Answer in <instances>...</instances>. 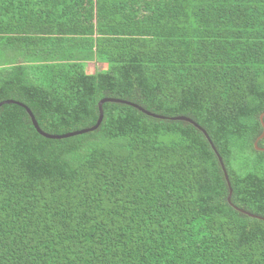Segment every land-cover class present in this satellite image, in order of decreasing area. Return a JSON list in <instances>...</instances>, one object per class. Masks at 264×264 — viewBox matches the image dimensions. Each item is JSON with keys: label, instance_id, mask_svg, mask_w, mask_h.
I'll list each match as a JSON object with an SVG mask.
<instances>
[{"label": "trees", "instance_id": "1", "mask_svg": "<svg viewBox=\"0 0 264 264\" xmlns=\"http://www.w3.org/2000/svg\"><path fill=\"white\" fill-rule=\"evenodd\" d=\"M105 99L211 142L2 106L0 264H264V0H0V104L63 136Z\"/></svg>", "mask_w": 264, "mask_h": 264}, {"label": "water", "instance_id": "2", "mask_svg": "<svg viewBox=\"0 0 264 264\" xmlns=\"http://www.w3.org/2000/svg\"><path fill=\"white\" fill-rule=\"evenodd\" d=\"M106 103H120V104H127V105H130L134 108H136L137 110H139L140 112H142L143 114H146L152 118H156V119H161V120H172V121H182V122H187V123H190L192 125H194L196 128H198L200 131H202L207 139L211 142V139L210 137L208 136V134L206 133V131L204 129H202L197 123H195L194 121H192L191 119L189 118H186V117H177V118H167V117H162V116H158V115H155V114H152L146 110H144L143 108L139 107V106H136L134 104H131V103H128V102H124V101H120V100H114V99H105L103 100L102 102H100L99 104V111H100V117H99V120H98V123L95 127L93 128H90V129H85V130H82V131H78V132H75V133H70V134H67V135H63V136H52V135H49V134H46L45 132H43L41 130V128L39 127L38 125V122L36 121V118L34 117L33 113L31 110H29L25 105L21 104V103H17V102H14V101H7V102H4L2 104H0V108L4 105H7V104H18L20 106H22L23 108H25L28 112V114L30 115L31 119H32V122L34 124V127L36 128V130L39 132V134H41L42 136H44L45 138H48V139H53V140H63V139H68V138H72V137H77V136H81V135H84V134H87V133H92V132H95L96 130H98V128L101 126L103 120H104V108L103 106L106 104ZM263 120H264V115L261 116V121H262V124H263V127H264V123H263ZM264 138V133L263 135L258 139V142L260 140H262ZM258 142L255 143V148L259 151H264L262 149H259L258 148ZM212 147L214 149V151L216 152L219 160H220V163H221V166L223 168V171H224V174H225V178H226V181L228 183V186L230 188V195H229V198H228V202L233 206L232 204V195H233V191H232V188H231V184H230V179H229V176H228V173L225 169V165H224V161L223 159L221 158V156L218 154L216 148L214 147V145L212 144ZM240 212L244 213V214H247L248 216H251L253 218H257V216H254V215H251L249 213H246L245 211L243 210H239Z\"/></svg>", "mask_w": 264, "mask_h": 264}, {"label": "rangeland", "instance_id": "3", "mask_svg": "<svg viewBox=\"0 0 264 264\" xmlns=\"http://www.w3.org/2000/svg\"><path fill=\"white\" fill-rule=\"evenodd\" d=\"M89 69L91 70V71H93V69H94V66H89Z\"/></svg>", "mask_w": 264, "mask_h": 264}]
</instances>
